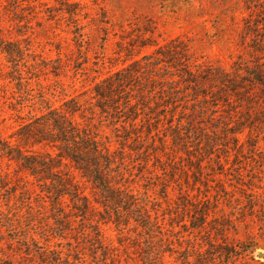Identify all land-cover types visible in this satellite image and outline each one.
<instances>
[{"label": "rangeland", "instance_id": "374dc122", "mask_svg": "<svg viewBox=\"0 0 264 264\" xmlns=\"http://www.w3.org/2000/svg\"><path fill=\"white\" fill-rule=\"evenodd\" d=\"M0 264H264V0H0Z\"/></svg>", "mask_w": 264, "mask_h": 264}, {"label": "trees", "instance_id": "16d2710c", "mask_svg": "<svg viewBox=\"0 0 264 264\" xmlns=\"http://www.w3.org/2000/svg\"><path fill=\"white\" fill-rule=\"evenodd\" d=\"M116 87H119V84ZM98 92H100V91H97V94H98ZM98 95L101 96V97H106V96H104L105 94H102V93H100ZM110 97H112V96H109V98ZM44 120H45L44 121V125H42V127L41 126H37V129H33L37 134H33L32 133L33 134L32 138H34L36 140L39 139L38 142L39 141H41V142L42 141H49L51 143H58V141H60V143L63 144V149L64 150L66 148H71L72 151L70 150V153L67 154L65 156V158L68 157L70 160L74 161L76 163V165H79V166L81 165L82 168H77V169L82 171L83 173L87 172V173L91 174L92 178L94 177L95 180H97V182L102 184V188H101L102 190H104L105 192L109 191L108 192V198H110V200H112V201H115L116 200V195L113 194V192H111V190H109L108 187L105 188L107 184L101 178V174H100V171H101L100 160L98 158V154H96V152L94 153V150H93L94 146H91L88 142H85V141L83 142V144L78 142L77 138L75 137L76 132H78V130L76 128L72 127L71 123L69 124L70 125L69 130H66L65 129V125L66 124L63 123V121L60 120V119H58V120H54L53 118L52 119H48L45 116ZM44 137H48V138L44 139ZM94 145H96V144H94ZM80 146H82V148L84 150H86L85 152L82 151V154H83V156H86V159L89 162H86L84 160H80V157L76 156L77 152L81 149ZM90 147H93V148H90ZM71 153H72V155H71ZM62 155H63V153L61 152V157H64ZM50 159L51 158L49 157L48 159L42 160V162L46 163L48 161H52ZM15 160L18 161V158H15ZM34 165H36V166L39 165V167L43 166L40 163H37V164H34ZM44 165H47V164H44ZM90 167H91V170H90ZM52 169L53 168H51V169L49 168L50 171ZM93 173H96V176H93ZM94 178H93V180H94ZM51 181L55 182V184H57L59 186H62L60 184L61 182H59V181H55V180H51Z\"/></svg>", "mask_w": 264, "mask_h": 264}, {"label": "water", "instance_id": "95a60500", "mask_svg": "<svg viewBox=\"0 0 264 264\" xmlns=\"http://www.w3.org/2000/svg\"><path fill=\"white\" fill-rule=\"evenodd\" d=\"M260 256H262V254Z\"/></svg>", "mask_w": 264, "mask_h": 264}]
</instances>
